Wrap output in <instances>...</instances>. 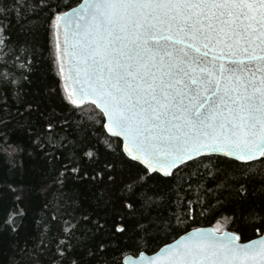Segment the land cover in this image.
<instances>
[{
  "label": "snow or ice",
  "instance_id": "1",
  "mask_svg": "<svg viewBox=\"0 0 264 264\" xmlns=\"http://www.w3.org/2000/svg\"><path fill=\"white\" fill-rule=\"evenodd\" d=\"M0 209V264H264V0H0Z\"/></svg>",
  "mask_w": 264,
  "mask_h": 264
},
{
  "label": "trees",
  "instance_id": "2",
  "mask_svg": "<svg viewBox=\"0 0 264 264\" xmlns=\"http://www.w3.org/2000/svg\"><path fill=\"white\" fill-rule=\"evenodd\" d=\"M3 209H0V212H2ZM199 226H211L210 224L206 223V222H202Z\"/></svg>",
  "mask_w": 264,
  "mask_h": 264
},
{
  "label": "water",
  "instance_id": "3",
  "mask_svg": "<svg viewBox=\"0 0 264 264\" xmlns=\"http://www.w3.org/2000/svg\"><path fill=\"white\" fill-rule=\"evenodd\" d=\"M202 227H209V226H202Z\"/></svg>",
  "mask_w": 264,
  "mask_h": 264
}]
</instances>
